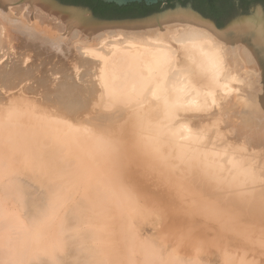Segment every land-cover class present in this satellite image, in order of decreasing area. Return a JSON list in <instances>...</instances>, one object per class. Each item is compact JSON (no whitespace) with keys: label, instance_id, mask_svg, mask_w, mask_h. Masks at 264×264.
I'll list each match as a JSON object with an SVG mask.
<instances>
[{"label":"bare ground","instance_id":"1","mask_svg":"<svg viewBox=\"0 0 264 264\" xmlns=\"http://www.w3.org/2000/svg\"><path fill=\"white\" fill-rule=\"evenodd\" d=\"M83 9L53 0H0L2 50L48 58L47 33L18 24L10 14L29 20L35 12L41 26L56 20L90 38L81 65H88L83 72L96 80L47 87L44 99L57 108L52 115L23 102L0 107V264H264V224L250 225L252 220L240 218L245 214H235L240 210H230L243 209L244 202L231 198L238 203L230 202L224 212L200 205L197 214L203 218L195 219L206 228L185 242L178 231L184 221L178 225L172 219L162 228V215L139 196L150 188L142 185L141 174L164 178L177 162L188 168L202 159L196 134L176 125L182 113L189 116L199 94L201 101L219 105L238 96L241 84L263 82V13L217 30L189 9L113 23L97 22ZM122 30L127 38L118 40ZM109 34L116 39L101 40ZM30 76L0 66V81L19 84ZM93 88L107 110L97 118L104 128L114 127V136H91L56 118L90 107ZM3 96L0 101L8 102ZM204 154L214 175L239 177L243 171L226 154ZM148 194L163 199L161 192ZM249 212L263 222L260 201ZM212 220L225 239L210 245L204 238L211 236L206 230L216 229Z\"/></svg>","mask_w":264,"mask_h":264},{"label":"rangeland","instance_id":"2","mask_svg":"<svg viewBox=\"0 0 264 264\" xmlns=\"http://www.w3.org/2000/svg\"><path fill=\"white\" fill-rule=\"evenodd\" d=\"M162 13L150 15L148 18ZM10 14L14 16V20L18 21V24L25 22V24L34 26L40 31L47 33V38L43 40V49L47 51L48 58L33 53L12 55L11 52L9 54L8 50H2L3 47L0 46V66L5 65L7 71L16 69L31 74L27 81L19 84L0 81V94L4 95L3 97L6 100L9 99L8 102L0 101V107H11L12 104L22 107L20 104L23 102L32 111L38 112L39 108H44L47 115H52L48 113L57 111V108L55 104L46 102L44 99V92L47 90V87L63 82L96 84L95 79L92 80L88 74L86 75L83 72L88 65L84 67L81 65V62L85 60L81 56L84 52L83 49H85V42L90 41L88 36L83 33L79 35L75 31H67L63 28V23L54 22L56 20H47V22L52 23L41 26L40 22L43 19L42 17H38L35 12L28 15L30 21L25 16L24 18L13 13ZM89 14L91 15V13ZM148 18L145 17V19ZM139 19L144 20V18H138L128 21H138ZM94 20L100 22L99 20ZM118 21L123 22L124 20ZM103 22L113 23V21ZM120 32L122 36L118 40L127 38L124 35L127 33L123 30ZM106 36L105 38H101V40L106 39V42H109L116 39L113 34ZM61 68L63 70L59 71ZM257 83L254 82L247 87L241 84L242 88L238 96L220 102L219 105L215 103L212 106L209 99L201 101L204 98L200 94L197 98L195 97L193 106L186 112L190 113L189 116L186 117L184 116L185 113H182L178 117L176 125L186 126L193 134H196V138L199 140L197 141L199 147H203L200 154V156H203L202 159L199 162H195L193 167L188 168L182 166V162H177L174 168L175 171L169 172L164 178L162 175L159 174L158 176L154 172L141 174L146 181L142 185L150 187L145 188L142 194L139 192L142 204H145L150 210L154 208L156 212L162 215V228L171 223L172 219L178 225L184 221L182 227L185 228H179L178 231L185 237V242L192 241L195 235L202 234V229L206 228L201 223L197 224L203 218L201 214H197L199 206L202 204L208 205L207 208L210 209L213 206L217 210L221 208L224 212L225 206L230 205V202L238 203L231 198L236 199V201L240 200L239 204L244 202L241 205L243 209L231 206V204L232 209L230 210H240L236 211L235 214H245V216L240 214L242 216L240 218L244 217L246 219L248 217L246 220H242H250L248 222L252 220L253 222L250 225L264 224V220L257 223V219L255 218L254 220L249 212L250 207L258 201L262 203L264 210V86L261 80ZM256 84L260 86L258 89L255 87ZM187 85L184 87H187ZM90 97V107L78 110L77 113L71 115L58 114L56 118L59 119V124L63 125L69 121L75 126L79 125L85 128L91 136H112L116 132L114 127L111 126L112 131L110 128L109 130L108 128H104L101 121L97 118L98 114L107 111L103 109L97 89L93 88ZM118 138L123 142H128L127 139H121L119 136ZM213 152L217 156L226 154L227 156L225 157L230 159L236 166H240L243 169L241 173L239 172L240 176L236 177L237 174L230 175L224 173L214 175L210 172L212 168H209L205 162L209 158L204 153L210 154ZM141 169V167H136V171H141ZM195 179L200 181L196 183ZM203 184L206 186V189ZM149 189H151V193L156 191L161 192L163 199L152 197L148 194ZM195 216L200 219H195ZM255 221L256 223H254ZM208 223L214 224L216 229L206 230V233L211 236L204 239H209L207 242L210 245H213V241H216V239L218 243L219 241H223L225 238L224 236L219 237L217 235L220 229H217L213 220L208 221Z\"/></svg>","mask_w":264,"mask_h":264},{"label":"trees","instance_id":"3","mask_svg":"<svg viewBox=\"0 0 264 264\" xmlns=\"http://www.w3.org/2000/svg\"><path fill=\"white\" fill-rule=\"evenodd\" d=\"M75 5H89L99 11L102 17L113 18H128V17H143L156 12L160 9L161 3L158 5L146 6L144 3L130 4L128 6L119 7L114 4H106L101 0H68ZM175 1H179L182 5L192 3L195 9L199 10L204 15L214 18L219 27H223L226 22L233 16V12L237 8V1L246 6L248 3H263L264 0H168L170 5Z\"/></svg>","mask_w":264,"mask_h":264},{"label":"water","instance_id":"4","mask_svg":"<svg viewBox=\"0 0 264 264\" xmlns=\"http://www.w3.org/2000/svg\"><path fill=\"white\" fill-rule=\"evenodd\" d=\"M53 1H55L57 4L64 6V7L86 8L83 10H86L87 12L91 13L92 17L96 20H99V21L131 20V19L145 18V17H148L150 15L170 11V10L177 9V8L189 9L191 11L196 12L197 14H199L204 19L209 20L217 30H221V29L225 28L226 26L230 25L233 21H235L239 18L246 17V16H252L255 13L254 11H256V10H260L264 15V2L263 3H261V2L251 3L250 2V3L246 4V6L245 5L242 6L237 1V6H236L237 8L233 12V16L226 22V24L223 27H219L217 21L214 18H212L208 15H204L199 10L195 9L194 5L190 2L185 4V5H182L179 1H175L169 5L167 3L168 0H101L106 4H114V5H117L119 7L128 6V5L134 4V3H138V4L144 3L146 6L158 5L160 3L162 4L158 11L153 12V13L146 15V16H143V17H135V18L128 17V18L110 19L108 17H102V15L99 11H95V9L89 5H82V4L75 5V4H72V1H68V0H53ZM259 61H260V64L262 65V69L264 70V51H262L261 56H259ZM263 86H264V73H263Z\"/></svg>","mask_w":264,"mask_h":264}]
</instances>
